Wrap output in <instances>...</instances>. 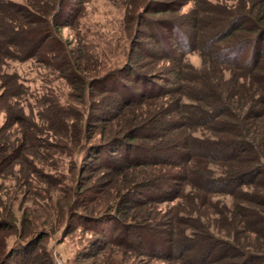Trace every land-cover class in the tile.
I'll return each mask as SVG.
<instances>
[{"label":"trees","instance_id":"obj_1","mask_svg":"<svg viewBox=\"0 0 264 264\" xmlns=\"http://www.w3.org/2000/svg\"><path fill=\"white\" fill-rule=\"evenodd\" d=\"M190 1L142 0L134 11L131 4L114 47L125 40L128 48L112 66L105 49H70L63 40L67 17L79 11L73 0L0 1L4 60L35 59L71 89L62 106L50 82L39 95L0 69L2 80L12 79L13 122L23 126L0 136V179L12 182L0 188V229L16 230L20 240L0 264H32L39 255L31 250L49 231L66 236L74 219L115 225L112 236L98 232L106 241L91 264H111L114 254L163 264H264V0L210 3L216 32L200 10L181 11ZM202 25L210 47L221 42L214 76L194 73L186 60L200 46ZM224 72L226 88L218 82ZM10 161L19 167L5 175ZM19 195L43 201L40 231L35 211L15 209ZM49 257L41 264H52Z\"/></svg>","mask_w":264,"mask_h":264},{"label":"rangeland","instance_id":"obj_2","mask_svg":"<svg viewBox=\"0 0 264 264\" xmlns=\"http://www.w3.org/2000/svg\"><path fill=\"white\" fill-rule=\"evenodd\" d=\"M1 2H11L16 4H26L28 0H0ZM39 2L42 6L43 0H33ZM74 5L79 8L78 13L71 11L70 15L67 17V26L63 28L62 35L63 40L69 43L70 49H75L84 45L85 43L93 48L92 50H106L108 52V65L112 66L117 60L121 61L123 59L122 49L128 48V43L126 41H120L118 47L114 48L119 38L122 37L124 32L121 31V28H124V18L129 17V14L133 5V10L139 9L142 4V0H73ZM244 0H191L183 8V13H188V15L194 13L195 11L200 10V17L207 26L214 25L213 31L216 30L218 26V11L215 6L211 4H223L231 7L240 6ZM211 3V4H210ZM0 9L5 11L4 5H0ZM141 10V9H140ZM139 10V11H140ZM74 12V14H73ZM212 21L214 23L212 24ZM3 25L0 27L2 32ZM202 25L199 30L201 39L199 40L200 46L196 47L193 50H190V53H186V60L194 68V73L200 72L201 74L210 73L214 76L213 68L217 65V61L212 59V56L217 49V45L221 42H213L210 47L208 42L211 39L210 37H205L206 28ZM216 32V31H215ZM215 35V34H214ZM213 35V36H214ZM211 36V35H210ZM212 36V37H213ZM2 38V36H1ZM197 42V41H196ZM261 46V44H260ZM264 46V41H263ZM189 47V45H187ZM1 48V44H0ZM114 51V52H113ZM4 54L0 55V69L2 73L14 74L17 73L20 78L26 81V84L31 87L32 92L39 93L42 95V91H39L43 86L45 87V82H50L55 88V92L58 100L61 102L60 105L67 106L69 104L68 95L71 91L70 87L66 84V81L60 78H55V76H50L47 70L42 67L39 62H36L35 59H28L20 61L18 59H6L4 60ZM86 59L84 63L91 70L95 69L92 67L95 66V61L91 58L84 57ZM117 59V60H116ZM94 63H92V61ZM3 61L5 64L2 65ZM88 62V63H87ZM100 69V68H98ZM196 69V70H195ZM213 73V74H212ZM228 73V72H227ZM224 72V77L219 78L218 82H221V86H228V74ZM95 73H89L92 76ZM53 79V80H52ZM12 79L7 78V81L0 78V136L3 134H8L11 130L15 135L18 134L23 128L18 122H13V115L17 114V110L13 108L12 102L13 99L10 97V91L12 89ZM2 82V83H1ZM185 84H188L186 82ZM220 85V84H219ZM10 114V115H9ZM9 115V119L7 117ZM13 118V119H12ZM67 161V160H65ZM64 161V162H65ZM15 163V162H14ZM13 162L8 164H3L2 168L5 171V175L8 174L12 169L17 171L18 165ZM41 167V166H40ZM42 169V175H45V172L48 171V168ZM12 182L10 177L5 179H0V188L2 192H6L10 188ZM14 190V189H12ZM10 190V191H12ZM216 197L215 199H217ZM29 198H27L28 200ZM222 199V198H220ZM23 197L19 195L18 200L15 202V209L18 208V205H22V209H26L29 212L35 211L33 215H37L39 219L37 220V231H40L42 226L44 216V205L43 201L37 200L38 204H34L32 201L23 202ZM226 202L231 203V198H225ZM177 203L175 201H169L159 204L160 208L166 209ZM17 215L21 217V211H17ZM36 222V221H35ZM73 230L68 233L66 236L62 234L61 230L57 232H48L45 238H43L36 247L31 250L34 253L39 255V259L34 261L32 264H41V258L44 254L50 256V261H53L52 264H91L96 262L94 255L97 251V246L100 245L103 241H106L104 236L98 234V232L106 231L108 236H112L114 233L115 225L112 222H103L98 226L92 224H87L84 226V222L79 219H74ZM20 241L16 233V230L11 229H0V262L5 259L6 255L9 253V250L17 245V242ZM91 242H96L94 246H90ZM99 244H98V243ZM87 254V255H86ZM84 255L85 258H84ZM107 254L104 255L106 257ZM103 257H100L102 259ZM143 258V260H141ZM15 257L11 259V262H14ZM111 264H163L160 260L151 259L148 256H138L136 254H129L122 260L121 255H112ZM46 264H49V260H44ZM149 261L150 263H146ZM110 264V263H109Z\"/></svg>","mask_w":264,"mask_h":264},{"label":"built area","instance_id":"obj_3","mask_svg":"<svg viewBox=\"0 0 264 264\" xmlns=\"http://www.w3.org/2000/svg\"><path fill=\"white\" fill-rule=\"evenodd\" d=\"M58 264H61L60 262Z\"/></svg>","mask_w":264,"mask_h":264}]
</instances>
